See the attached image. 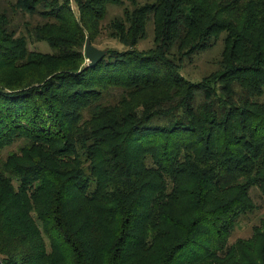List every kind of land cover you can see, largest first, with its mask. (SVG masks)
<instances>
[{
	"label": "trees",
	"instance_id": "obj_1",
	"mask_svg": "<svg viewBox=\"0 0 264 264\" xmlns=\"http://www.w3.org/2000/svg\"><path fill=\"white\" fill-rule=\"evenodd\" d=\"M255 190L264 0H0V264H264Z\"/></svg>",
	"mask_w": 264,
	"mask_h": 264
},
{
	"label": "rangeland",
	"instance_id": "obj_2",
	"mask_svg": "<svg viewBox=\"0 0 264 264\" xmlns=\"http://www.w3.org/2000/svg\"><path fill=\"white\" fill-rule=\"evenodd\" d=\"M120 12L119 6L115 7L113 12ZM148 38L143 40L139 45L143 49L150 48L154 45L155 41V33L153 27L149 28ZM223 38H221L212 48L205 50L202 53L196 54L193 59L187 60L186 66L184 67V74L193 79L202 78L205 73H209L216 67L215 62L221 58V53L223 50ZM99 40H102L101 48H104L106 45H118L115 39L108 38L107 35H101ZM31 47L35 49H39L41 51L49 52L51 51L50 45L45 42H31ZM253 197L255 202L258 205V208L249 213L248 215L243 216L240 219L239 224L233 230L231 236L229 237L228 243L234 244L239 239H249L255 233L256 226L262 223V219L264 217V196L260 191H253Z\"/></svg>",
	"mask_w": 264,
	"mask_h": 264
},
{
	"label": "water",
	"instance_id": "obj_3",
	"mask_svg": "<svg viewBox=\"0 0 264 264\" xmlns=\"http://www.w3.org/2000/svg\"><path fill=\"white\" fill-rule=\"evenodd\" d=\"M108 53V49H103L94 45L90 38L86 42V55L90 66L96 65Z\"/></svg>",
	"mask_w": 264,
	"mask_h": 264
}]
</instances>
